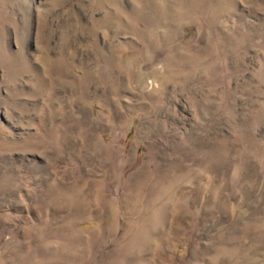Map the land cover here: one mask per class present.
<instances>
[{"label":"rangeland","instance_id":"rangeland-1","mask_svg":"<svg viewBox=\"0 0 264 264\" xmlns=\"http://www.w3.org/2000/svg\"><path fill=\"white\" fill-rule=\"evenodd\" d=\"M0 264H264V0H0Z\"/></svg>","mask_w":264,"mask_h":264}]
</instances>
